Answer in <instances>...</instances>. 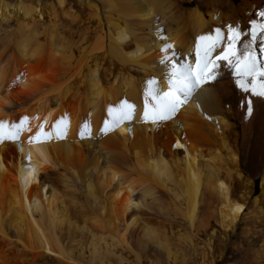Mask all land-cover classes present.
I'll return each instance as SVG.
<instances>
[{"label":"bare ground","instance_id":"1","mask_svg":"<svg viewBox=\"0 0 264 264\" xmlns=\"http://www.w3.org/2000/svg\"><path fill=\"white\" fill-rule=\"evenodd\" d=\"M16 2L0 0V122L7 133L28 119L18 140L0 142V264H81L85 251L108 262L116 248L143 263L167 238L192 252L182 264L255 244L247 264H264V97L239 89L221 62L171 119L143 120L148 81L168 91L165 43L195 66L200 37L233 27L236 48L251 44L264 64V0H57L60 21L48 4ZM125 102L132 118L112 127L109 108ZM62 118L63 139L29 143Z\"/></svg>","mask_w":264,"mask_h":264},{"label":"snow or ice","instance_id":"2","mask_svg":"<svg viewBox=\"0 0 264 264\" xmlns=\"http://www.w3.org/2000/svg\"><path fill=\"white\" fill-rule=\"evenodd\" d=\"M264 16V12L260 13ZM264 31V25L259 26ZM241 33L229 27L228 35L225 37L217 30L216 36H201L200 40L205 41L202 45L198 44L196 49L195 66L189 62L180 64L176 61V52L168 55L172 45L165 43L161 48V52L165 55L160 60L161 64L169 65V73L167 76L168 91H162L156 85L155 80H149V88L145 94V106L143 112V120L145 122L151 119L152 123L171 119L181 108V106L193 95L197 89H200L209 80H216L219 76L217 69L220 68L221 62L225 66L232 69V75L237 79L236 86L243 92L251 93L257 97H264V83L259 84L257 88V77H264V64H259L254 49L251 44L244 43L238 50L236 44L240 40ZM253 41H255L256 33H252ZM219 50V51H218ZM216 53V55H213ZM248 77H251V88L246 83ZM134 105L125 102L119 109L109 108V115L112 120V127L117 126L125 120H130L134 113ZM252 101L247 103V113L249 116L253 114ZM24 117L19 124H12L11 129L14 131L5 132V125L0 122V142L5 139L18 140L20 133L24 131ZM55 131H45L44 124L39 126V130L34 136L29 137V143L33 141L37 143H45L52 139H63L65 136L63 118L56 122L53 126ZM109 128V122L105 121L103 131L106 133ZM30 131V129H28ZM87 132V125L81 132L83 138Z\"/></svg>","mask_w":264,"mask_h":264},{"label":"rangeland","instance_id":"3","mask_svg":"<svg viewBox=\"0 0 264 264\" xmlns=\"http://www.w3.org/2000/svg\"><path fill=\"white\" fill-rule=\"evenodd\" d=\"M22 1H26V2H34V3H40V4H48L51 8H53L54 9V11L55 12H57V13H55L54 12V14H56V16H57V18L59 17V15H60V18L62 17L61 15H62V13H61V9L62 8H60L59 6H58V3H57V0H55V2L53 1V0H22ZM39 1V2H38ZM65 1H67V0H65ZM241 0H233V2L235 3V4H238L239 2H240ZM5 2L6 3H8V5H11V6H16L17 5V2H16V0H8V2H7V0H5ZM43 2V3H42ZM11 3V4H10ZM52 5V6H51ZM190 7H192V6H190ZM14 8H16V7H14ZM52 9V10H53ZM16 9H14V11H15ZM60 10V11H59ZM74 10L78 13H76L77 15H76V22L75 23H78V22H80L81 21V18H82V16L81 15H83V11L82 10H78V9H76L75 7H74ZM79 11V12H78ZM59 13V14H58ZM81 13V14H80ZM11 15H13V18L11 17ZM10 15V17H11V21L9 20V24L11 25V26H13V27H17V25H16V23H21V22H19L18 20H19V18L17 17V15H16V13L15 14H11ZM14 15H16V17H14ZM81 16V17H80ZM80 17V18H79ZM16 18V19H15ZM60 18H58V21H60L61 19ZM17 20V21H16ZM21 21V20H20ZM12 22V23H11ZM72 27H75V26H73L72 25ZM22 32H20L19 34H21ZM35 33H36V35H37V37H38V35H40L39 37H38V40H40V41H43V39L44 38H42V35H41V33L39 32V31H35ZM38 33V34H37ZM19 36V35H18ZM17 36V37H18ZM40 37H41V39H40ZM91 39H93V37H90ZM16 42H14V44L12 43V47L11 46H9L10 48H8L7 50L9 51H7L8 53H10V52H12L13 50H14V48H16V47H14V45H16L17 46V44H15V43H18V41H19V38H16V40H15ZM12 48V49H11ZM44 69V70H43ZM43 70V71H42ZM39 71L41 72V73H43L44 74V72L45 73H47V69L45 70V68H41V69H39ZM71 189V188H70ZM68 200H70V198L68 199ZM70 201H72V199L70 200ZM188 232V233H187ZM72 233V232H71ZM186 235V236H185ZM183 236H184V238H191L192 237V234H191V232L188 230H186L185 232H184V234H183ZM167 238V237H166ZM167 240H168V248H165V250H159V249H156L155 247H150L149 248V250H150V252H151V254L153 255V257H151L150 259L149 258H147L146 256H147V254H143L142 253V259H143V263L144 264H147V263H149V261H151L152 262V264H180L181 262H184L185 260L187 261L193 254H192V252L190 251V249L185 245V244H183L182 242H180V241H174V240H172V239H169V238H167ZM238 242V241H237ZM66 243H68L67 245H69V242H66ZM174 243V244H173ZM180 243V245H178ZM239 243V242H238ZM178 245V247L176 248V246ZM84 245H81V247H83ZM180 246V247H179ZM170 247V248H169ZM253 247V248H252ZM84 249H85V246L83 247ZM248 248V249H247ZM252 248V249H251ZM152 249V250H151ZM251 249V252L249 251ZM259 249V244H255V245H248V246H246V249H245V251H243L242 253H235V254H233V255H231V253H227V255H226V257H225V260L223 261V262H218V264H247V262H248V260H252L251 259V257L254 255V254H256L257 252H254V251H257ZM117 250V251H116ZM116 253H115V257L113 258H111L110 260H108V262L106 261V259H105V262H103V261H101V260H99V261H95L94 260V262H90L89 263V261H88V259L86 258L85 259V256H88V253L85 251V256H84V259H78L79 260V262L81 263V264H143V263H136L135 261H134V257H133V255L132 254H130L129 252H126V251H124V250H120L119 248H116ZM248 250V251H247ZM79 251H80V247L79 246H77V247H75L74 248V250H73V255L74 256H78V253H79ZM102 251V250H101ZM167 251V252H166ZM76 252V253H75ZM154 252V253H153ZM248 252H250V253H248ZM165 253V254H164ZM180 253V254H179ZM254 253V254H253ZM155 254V255H154ZM187 254V255H186ZM247 254V255H246ZM130 256H132V257H130ZM247 256V257H246ZM123 257V258H122ZM175 257H177L176 259H175ZM188 257V258H187ZM130 258V259H129ZM147 260H146V259ZM230 258V259H229ZM176 261L177 260V262H173V261ZM101 261V262H100ZM260 262L262 261V259L261 260H259ZM85 262V263H84ZM131 262V263H130ZM134 262V263H133ZM256 262H258V260H256ZM48 264H52L50 261H48ZM53 264H58V263H53ZM182 264V263H181Z\"/></svg>","mask_w":264,"mask_h":264}]
</instances>
